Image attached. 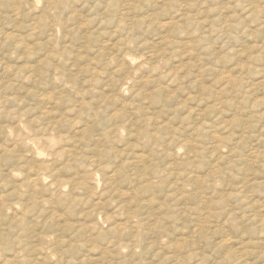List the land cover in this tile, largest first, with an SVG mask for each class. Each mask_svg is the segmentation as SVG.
I'll list each match as a JSON object with an SVG mask.
<instances>
[{"label":"rangeland","instance_id":"obj_1","mask_svg":"<svg viewBox=\"0 0 264 264\" xmlns=\"http://www.w3.org/2000/svg\"><path fill=\"white\" fill-rule=\"evenodd\" d=\"M0 62L14 248L50 264L264 263V0H0Z\"/></svg>","mask_w":264,"mask_h":264},{"label":"bare ground","instance_id":"obj_2","mask_svg":"<svg viewBox=\"0 0 264 264\" xmlns=\"http://www.w3.org/2000/svg\"><path fill=\"white\" fill-rule=\"evenodd\" d=\"M55 6V5H54ZM65 6V5H64ZM48 9H50V8H48ZM66 9V8H65ZM59 10V9H58ZM51 11V10H50ZM50 11H49V13H50ZM53 11V10H52ZM57 11V10H56ZM64 12V11H63ZM59 13V12H58ZM126 13V12H125ZM63 14V13H62ZM48 16V15H47ZM49 18V17H48ZM52 18V17H51ZM56 19H58V18H56ZM46 20V19H45ZM58 21V20H57ZM174 21V20H173ZM62 22V21H61ZM55 24V23H54ZM168 24H171V22L170 23H168ZM49 28V27H48ZM155 60V59H154ZM157 63V62H156ZM0 64H1V62H0ZM146 64V63H145ZM151 64V63H150ZM25 65H27V64H25ZM155 65V64H154ZM7 66V65H6ZM16 66V65H15ZM142 66V65H141ZM29 68V67H28ZM33 68V67H32ZM31 68V69H32ZM7 69H10V68H7ZM52 69V68H51ZM4 70V69H3ZM5 71V70H4ZM14 72V71H13ZM31 72V71H30ZM55 73V72H54ZM99 74V73H98ZM29 75V74H28ZM30 75H31V73H30ZM29 75V76H30ZM62 75V74H61ZM23 78V77H22ZM27 78V77H26ZM49 78V77H48ZM65 78V77H64ZM61 79V78H60ZM230 79V78H229ZM87 80V79H86ZM66 81V80H65ZM84 81V80H83ZM64 82V81H63ZM88 82V81H87ZM91 82V81H90ZM89 82V83H90ZM93 82V81H92ZM230 83V82H229ZM71 84V83H70ZM69 84V85H70ZM85 84V83H84ZM62 85V84H61ZM123 85V84H122ZM125 85V84H124ZM227 85V84H226ZM229 85V84H228ZM66 86V85H65ZM64 87V86H63ZM122 87V86H121ZM106 88V87H105ZM120 92V91H119ZM76 93V92H75ZM98 93V92H97ZM104 93V92H103ZM81 94V93H80ZM91 94V93H90ZM107 95V94H106ZM47 96V95H46ZM79 96H81V95H79ZM77 98V97H76ZM94 99V98H93ZM93 99H92V101H93ZM107 99V98H106ZM42 100H43V98H42ZM81 103H82V100L80 101ZM86 102V101H85ZM86 104V103H85ZM50 111V110H49ZM22 114V113H21ZM43 116V115H42ZM46 116V115H45ZM17 118V117H16ZM44 118V117H43ZM20 126V125H19ZM80 126V125H79ZM7 129V128H6ZM29 129V128H28ZM84 129V128H83ZM36 130V129H35ZM39 130V129H38ZM109 130H111V129H109ZM113 130V129H112ZM20 131V130H19ZM36 132V131H35ZM47 133V132H46ZM36 134V133H35ZM115 134V133H114ZM22 136V135H21ZM44 137V136H43ZM35 138V137H34ZM33 139V138H32ZM32 139H30L29 141V143H35L34 141H32ZM64 140V139H63ZM67 140V139H66ZM12 142V141H11ZM70 142V141H69ZM55 143V142H54ZM59 143V142H58ZM32 146V145H31ZM41 148V147H40ZM43 148V147H42ZM48 148V147H47ZM39 152V151H38ZM52 152V151H51ZM41 153V152H40ZM54 153V152H53ZM61 153V152H60ZM222 155V154H221ZM62 156V155H61ZM74 156V155H73ZM7 160V159H6ZM93 160V159H92ZM11 161V160H10ZM86 164V163H85ZM93 164V163H92ZM92 164H91V166H92ZM46 166V165H45ZM83 166V165H82ZM85 166V165H84ZM83 166V167H84ZM89 166V165H88ZM90 166V167H91ZM40 167H41V165L39 166V169H40ZM43 167V166H42ZM41 167V168H42ZM220 167V166H219ZM10 170V169H9ZM8 170V171H9ZM41 170H43V169H40V173H41ZM12 171V170H11ZM32 171V169L30 170V172ZM34 171V170H33ZM32 171V172H33ZM48 171L50 172V170L48 169ZM58 171V170H57ZM17 172V171H16ZM28 172H29V170H28ZM31 172V173H32ZM37 172V171H36ZM48 172V173H49ZM97 172V171H96ZM99 172V171H98ZM35 173V172H34ZM39 173V172H38ZM91 174V173H90ZM92 174H94V173H92ZM28 175V174H27ZM40 175V174H39ZM30 176V175H29ZM47 176V175H46ZM217 176V175H216ZM219 176H220V174H219ZM42 177H44V176H42ZM48 177V176H47ZM46 177V178H47ZM15 178V177H14ZM39 178H41V177H39ZM45 178V177H44ZM61 178V177H60ZM208 178V177H207ZM49 179V178H48ZM206 179V178H205ZM41 180V179H40ZM53 180V179H52ZM93 180V179H92ZM25 181V180H24ZM23 181V182H24ZM27 181V183L26 184H28L30 181L27 179L26 180ZM22 182V183H23ZM33 182H35V181H33ZM40 182V181H39ZM43 182V181H42ZM65 182V181H64ZM198 182H199V180H198ZM214 182V181H213ZM4 183V182H3ZM25 183V182H24ZM23 183V184H24ZM48 183H50V182H48ZM53 183H55V182H53ZM53 183H52V185H53ZM80 183V182H79ZM209 183V182H208ZM26 184H24V185H26ZM58 185L60 184L59 182L57 183ZM107 184V183H106ZM33 185V184H32ZM44 185V184H43ZM42 185V186H43ZM55 185V184H54ZM61 185H63V184H61ZM20 186V185H19ZM29 186V185H28ZM41 186V185H40ZM56 186V185H55ZM69 186V185H68ZM43 187H45V189H46V186H43ZM49 188H50V186H48ZM62 187V186H61ZM21 188V187H20ZM26 188V187H25ZM29 188V187H28ZM31 188V187H30ZM29 188V189H30ZM34 188V187H33ZM36 188V187H35ZM48 188V189H49ZM21 189H24V188H21ZM41 188L39 187V190H40ZM44 189V188H43ZM51 189V188H50ZM59 189V188H58ZM207 189H209V188H207ZM36 190V189H35ZM38 190V191H39ZM27 192L29 191L30 192V190H26ZM38 191H36V192H38ZM59 191V190H58ZM214 191V190H213ZM18 192V191H17ZM26 192V193H27ZM32 192H35V191H33L32 190ZM40 192V191H39ZM46 192V191H45ZM215 192V191H214ZM48 193V191L46 192V194ZM55 193V192H54ZM217 193V192H216ZM35 194V193H34ZM38 194H40V193H38ZM212 194V193H211ZM214 194V193H213ZM16 195V194H15ZM24 195V194H23ZM25 197H26V195H24ZM23 196V197H24ZM30 196V195H29ZM242 196V195H241ZM22 197V198H23ZM25 197L23 198V199H25ZM32 197V196H31ZM206 197V196H205ZM1 198H2V196H1ZM14 198H16V197H14ZM20 198V197H19ZM27 198V197H26ZM31 199V198H30ZM40 199V198H39ZM47 199V198H46ZM49 199V198H48ZM201 199V198H200ZM21 200V199H20ZM19 200V201H20ZM18 201V200H17ZM39 201H43V200H39ZM47 201V200H46ZM46 201H44V202H46ZM50 201H52V200H50ZM203 201V200H202ZM211 201V200H210ZM29 202V201H28ZM207 202V201H206ZM2 203V202H1ZM5 203V202H4ZM14 203H17L16 201L14 202ZM25 203V202H24ZM27 203V202H26ZM196 203V202H195ZM7 204V203H6ZM10 204V203H9ZM28 204V203H27ZM37 204V203H36ZM36 204L34 203V206H36ZM44 204V203H43ZM48 204V203H47ZM54 204V203H53ZM4 205V204H3ZM41 205V204H40ZM210 205V204H209ZM212 205V204H211ZM18 206V205H17ZM17 206H15V207H17ZM22 206V205H21ZM26 206V205H25ZM28 206V205H27ZM26 206V207H27ZM30 206V205H29ZM198 205L196 204V207H197ZM3 207H6L7 208V206H3ZM14 207V208H15ZM39 207V206H38ZM43 207V206H42ZM2 208V207H1ZM18 208V207H17ZM37 208V207H36ZM9 209V208H8ZM29 209H30V207H29ZM42 209V208H41ZM7 210V209H6ZM142 210V209H141ZM194 210V209H193ZM192 210V211H193ZM9 211V210H8ZM24 211V210H23ZM31 211V210H30ZM42 211V210H41ZM95 211V210H94ZM191 211V212H192ZM198 211V210H197ZM45 212V211H44ZM6 213V212H5ZM198 213V212H197ZM199 213H201V212H199ZM7 214V213H6ZM17 214V213H16ZM26 214V213H25ZM29 214H30V212H29ZM196 214V213H195ZM220 214V213H219ZM224 214V213H223ZM253 214V213H252ZM9 215V214H8ZM17 215H19V214H17ZM40 215V214H39ZM38 215V216H39ZM54 215H55V213H54ZM54 215H52V216H54ZM1 216V215H0ZM13 216V215H12ZM12 216H10V217H12ZM20 216V215H19ZM24 215H21V217H23ZM6 217V216H5ZM4 217V218H5ZM39 217H41V216H39ZM264 217V216H263ZM3 218V217H2ZM2 218H0V226H2L3 228H4V224H6V225H8L7 223H5V219H2ZM13 218V217H12ZM42 218V217H41ZM58 218V217H57ZM194 218V217H193ZM204 218V217H203ZM207 218V217H206ZM144 219V218H143ZM195 219H196V217H195ZM198 219V218H197ZM196 219V220H197ZM254 219V218H253ZM258 219V218H257ZM17 220V219H16ZM19 220V219H18ZM109 220V219H108ZM195 220V221H196ZM200 220V219H199ZM262 220V219H261ZM260 220V221H261ZM23 221H25V219L23 220ZM27 221V220H26ZM107 221V220H106ZM10 222H11V220H10ZM17 222V221H16ZM21 222V221H20ZM141 222H142V220H141ZM197 222V221H196ZM206 222V221H205ZM225 222V221H224ZM12 223V222H11ZM18 223V222H17ZM147 223V222H146ZM207 223V222H206ZM19 224V223H18ZM160 224H161V221H160ZM199 224V223H198ZM4 225V226H3ZM16 225V224H15ZM155 225V224H154ZM196 225V224H195ZM218 225V224H217ZM18 226V225H17ZM16 226V227H17ZM20 226V225H19ZM22 226V225H21ZM143 226V225H142ZM9 227V226H8ZM15 227V226H14ZM130 227H133V226H130ZM254 227H255V225H254ZM125 228V227H124ZM160 228V227H159ZM158 228V229H159ZM165 228V227H164ZM195 228V227H194ZM198 228V227H197ZM203 228V227H202ZM208 228V227H207ZM222 228V227H221ZM193 229V228H192ZM196 229V228H195ZM199 229V228H198ZM198 229H197V231H198ZM205 229H206V227H205ZM210 229V228H209ZM2 230V229H1ZM6 230V229H5ZM124 230V229H123ZM164 230V229H163ZM216 230H218V229H216ZM2 231H4V230H2ZM43 231V230H42ZM189 231V230H188ZM10 232V231H9ZM44 232V231H43ZM170 232V231H169ZM202 232V231H201ZM5 233V232H4ZM46 233H47V231H46ZM193 233V232H192ZM9 234H11V233H9ZM15 234V233H14ZM43 234H45V233H43ZM43 234H41L42 236H44V237H46L47 235H43ZM48 234H50V231H49V233ZM145 234H146V232H145ZM144 234V235H145ZM162 234V233H161ZM201 234V233H200ZM11 235H13V234H11ZM11 235H9V236H11ZM16 235V234H15ZM36 235H38V234H36ZM56 234H54V236H55ZM5 236V235H4ZM4 236H2V235H0V264H50V261L53 259V255H51V254H53L54 253V251H53V253H51V254H49L48 255V253H43V252H41L42 251V249L43 248H41V251L38 253V252H35L36 254H34V253H28L27 252V249H26V245H25V243H24V241H22L21 240V243L22 244H20L21 246H18L17 244H16V247L14 248L13 246H12V243H10V240L8 239L9 238V236L8 237H4ZM40 236V235H39ZM54 236H52V237H54ZM57 236V235H56ZM146 236V235H145ZM148 236V235H147ZM160 236V235H159ZM163 236V235H162ZM211 236V235H210ZM214 236V235H213ZM49 237V236H48ZM143 237V236H142ZM163 237H166V236H163ZM173 237V236H172ZM175 237V236H174ZM207 237V236H206ZM219 237H221V236H219ZM16 238V237H15ZM39 238V237H38ZM57 238V237H56ZM135 239H136V237H134ZM133 238V239H134ZM147 238V237H146ZM160 238V237H159ZM170 238V237H169ZM205 238V237H204ZM58 239V238H57ZM138 239V238H137ZM245 239V238H244ZM119 240V239H118ZM145 240V239H144ZM147 240V239H146ZM159 240V239H158ZM158 240L156 241V242H158ZM165 240H168V238H165ZM176 240V239H175ZM180 240V239H179ZM194 240V239H193ZM205 240H206V238H205ZM226 240V239H225ZM12 241V240H11ZM16 241H18V239H16ZM46 241V240H45ZM62 241V240H61ZM64 241V240H63ZM67 241V240H66ZM115 241V240H114ZM113 241V242H114ZM139 241V240H138ZM221 241V240H220ZM14 242V241H13ZM42 242H43V240H42ZM49 242V241H48ZM52 242V241H51ZM110 242H111V240H110ZM130 242H131V240H130ZM133 242V241H132ZM162 242H163V240H162ZM171 242V241H170ZM175 242V241H174ZM177 242H178V239H177ZM179 242H182V241H179ZM229 242V241H228ZM230 242H231V239H230ZM15 243V242H14ZM17 243V242H16ZM19 243V242H18ZM46 243V242H45ZM45 243L43 242L42 244L43 245H45ZM112 243V242H111ZM110 243V244H111ZM115 243V242H114ZM114 243H112V245H114ZM123 243V242H122ZM125 243V242H124ZM149 243V242H148ZM152 243V242H151ZM150 243V244H151ZM159 243H161V242H159ZM159 243H156V244H159ZM196 243V242H195ZM199 243V242H198ZM227 243V242H226ZM58 244H60V243H58ZM61 244H64L63 246H66V244L65 243H61ZM83 244V243H82ZM93 244V243H92ZM109 244V245H110ZM116 244V243H115ZM119 244V243H118ZM135 244V243H134ZM146 244V243H145ZM153 244V243H152ZM165 244H166V242H165ZM176 244H178V243H176ZM190 244V243H189ZM189 244H187L188 246H189ZM218 246L220 245V244H218V243H216ZM215 244V245H216ZM225 244V243H224ZM224 244L222 245V247L224 246ZM243 244V243H242ZM43 245H42V247H43ZM49 246L50 245H54L53 243L51 244V243H49L48 244ZM57 245V244H56ZM80 245V244H79ZM129 244H127V246H128ZM136 245V244H135ZM170 245V244H169ZM182 245H183V243H182ZM194 245H196V244H194ZM47 246V245H46ZM59 246V245H58ZM115 246V245H114ZM121 246V244H119V246H117L118 248ZM131 246V245H130ZM134 246V245H133ZM133 246L132 247H130V248H133ZM140 246H142V245H140ZM156 246V245H155ZM158 246V245H157ZM168 246V245H167ZM174 246V249H175V245H173ZM180 246V245H179ZM188 246H187V248H188ZM28 247V246H27ZM45 247V246H44ZM52 247V246H51ZM54 247H56V249L55 250H57V246H54ZM86 247V246H85ZM110 247V246H109ZM112 247V246H111ZM129 247V246H128ZM135 247V246H134ZM137 247H139V243H138V246ZM147 247V246H146ZM159 247V246H158ZM157 247V248H158ZM184 247H185V245H184ZM225 247V246H224ZM29 248V247H28ZM48 248V247H47ZM59 248V247H58ZM60 248H62V247H60ZM59 248V249H60ZM129 248V249H130ZM139 248H142V247H139ZM148 248H150V246L148 247ZM162 248V247H161ZM161 248H159V249H161ZM165 248V247H164ZM187 248L185 249V250H187ZM197 248V247H196ZM58 249V250H59ZM82 249H84V244H83V248ZM81 249V250H82ZM113 249V248H112ZM114 249H116V246H115V248ZM134 249V248H133ZM151 249V248H150ZM156 249V248H155ZM166 250H167V248H165ZM170 249H172V248H170ZM181 249H183L182 247H181ZM44 250V249H43ZM51 251H52V248L50 249ZM66 250V249H65ZM104 250V249H103ZM107 251H108V249H106ZM148 250V249H147ZM163 250V249H162ZM168 250H169V248H168ZM177 250H178V248H177ZM184 250V249H183ZM198 250V249H197ZM201 250V249H200ZM33 251H36L35 249H33ZM67 251H70V250H67ZM67 251H65V252H67ZM80 251V250H79ZM78 251V252H79ZM110 251H112V250H110ZM143 251V250H142ZM155 251V250H154ZM179 251V250H178ZM199 251V250H198ZM246 251V250H245ZM58 252V251H57ZM61 252V251H60ZM59 252V253H60ZM77 252V253H78ZM90 253H91V251H89ZM109 252V251H108ZM148 252H150V251H148ZM163 252H164V250H163ZM162 252V253H163ZM180 252V251H179ZM179 252H176V253H179ZM62 253H64V251H62L61 252V255H62ZM69 253V252H68ZM68 253H65V255L67 256L68 255ZM80 253V252H79ZM152 253H153V251H152ZM159 253V252H158ZM157 253V254H158ZM246 253V252H245ZM57 254V253H56ZM72 254V253H71ZM70 254V255H71ZM81 254V253H80ZM96 254V253H95ZM155 254H156V252H155ZM206 254V253H205ZM64 255V254H63ZM64 255V256H65ZM77 255V254H76ZM79 255V254H78ZM90 255V254H89ZM162 255V254H161ZM163 255H165V254H163ZM171 255V254H170ZM170 255H167V256H170ZM174 255V254H173ZM170 256L171 258H172V262L173 261H175V256ZM59 256V254L57 255V257ZM72 256V255H71ZM69 256H67V258H68ZM76 257H78V256H76ZM154 257H156V256H154ZM159 257V256H158ZM256 257V256H255ZM264 257V256H263ZM63 258H65V257H63ZM71 258V257H70ZM69 258V259H70ZM79 258H80V256H79ZM92 258H94V257H92ZM169 258V257H168ZM197 258V257H196ZM199 258H201V257H199ZM250 258V257H249ZM259 258H260V256H259ZM60 259V258H59ZM59 259H57L58 261H59ZM76 259H78V258H76ZM82 259V258H81ZM95 259V258H94ZM256 259H257V257H256ZM260 259H263V258H260ZM259 259V260H260ZM62 260V259H61ZM64 260V259H63ZM62 260V261H63ZM66 261H68L67 259H65ZM165 260V259H164ZM182 260V259H181ZM190 260V259H189ZM53 261V260H52ZM71 261V260H70ZM77 261H79V260H77ZM84 261V260H83ZM166 261H167V257H166ZM192 261V260H191ZM199 261V260H198ZM240 261H242V260H240ZM76 262V261H75ZM81 262V261H80ZM85 262H87L86 260H85ZM176 262H178V261H176ZM182 262H183V260H182ZM181 262V263H182ZM195 262V261H194ZM203 262V261H202ZM201 262V263H202ZM248 262V261H247ZM246 262V263H247ZM252 262V261H251ZM262 262H264V261H262ZM66 263V262H65ZM68 263V262H67ZM71 263V262H70ZM82 263V262H81ZM84 263V262H83ZM150 263V262H149ZM169 262L167 261V264H168ZM175 263V262H174ZM186 263V262H185ZM184 263V264H185ZM57 264V263H56ZM58 264H60V263H58ZM72 264V263H71ZM85 264V263H84ZM177 264H179V263H177ZM187 264V263H186ZM194 264V263H193ZM249 264V263H248ZM264 264V263H263Z\"/></svg>","mask_w":264,"mask_h":264}]
</instances>
